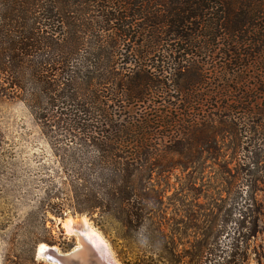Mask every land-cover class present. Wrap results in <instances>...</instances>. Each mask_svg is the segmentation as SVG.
Masks as SVG:
<instances>
[{
    "label": "trees",
    "instance_id": "obj_1",
    "mask_svg": "<svg viewBox=\"0 0 264 264\" xmlns=\"http://www.w3.org/2000/svg\"><path fill=\"white\" fill-rule=\"evenodd\" d=\"M0 80L51 147L33 181L44 220L137 231L162 211L150 184L164 161L188 168L216 120L264 116V0H0ZM248 200L243 241L223 245L224 223L201 264L249 263L264 212Z\"/></svg>",
    "mask_w": 264,
    "mask_h": 264
},
{
    "label": "rangeland",
    "instance_id": "obj_2",
    "mask_svg": "<svg viewBox=\"0 0 264 264\" xmlns=\"http://www.w3.org/2000/svg\"><path fill=\"white\" fill-rule=\"evenodd\" d=\"M2 87L0 80V264H49L37 257L38 247L45 244L62 253L77 247V236L69 234L64 223L68 219L78 223L82 217L102 234L115 264H123L124 257L137 264H201L224 223L228 233L221 236L223 245L231 242L236 231L243 241L250 221L248 199H255V207L264 212V150L260 156L257 149L264 146V129L259 132L256 127L264 128V116L251 112L228 118V125L214 118L219 135L209 141L212 152H203L208 146H196L202 153L188 168L179 166L181 159L163 162L165 170L161 175L154 173L150 184L162 211L153 214L142 229L127 231L111 220L102 226L96 217L69 210L62 217L48 213L44 220L39 212L43 194L33 181L40 166L54 160L51 147L29 108L5 96ZM248 150L255 152L258 161L249 173ZM260 229L250 243L248 264H258L257 259L264 262V216Z\"/></svg>",
    "mask_w": 264,
    "mask_h": 264
},
{
    "label": "water",
    "instance_id": "obj_3",
    "mask_svg": "<svg viewBox=\"0 0 264 264\" xmlns=\"http://www.w3.org/2000/svg\"><path fill=\"white\" fill-rule=\"evenodd\" d=\"M80 247L62 253L55 249L49 248L44 251L43 255L52 264H115L114 259L107 253L104 247H97L87 241L84 237L78 238ZM37 254V253H36ZM112 254V253H111ZM49 263V264H50Z\"/></svg>",
    "mask_w": 264,
    "mask_h": 264
},
{
    "label": "bare ground",
    "instance_id": "obj_4",
    "mask_svg": "<svg viewBox=\"0 0 264 264\" xmlns=\"http://www.w3.org/2000/svg\"><path fill=\"white\" fill-rule=\"evenodd\" d=\"M64 227L66 228L67 232L69 234H74L77 236V238L84 237L87 241L92 243L93 245L97 247H104L105 250H107L108 254L110 255V250L108 247V244L102 234L98 232L88 221L86 217H82L78 223L74 222L71 219H68L64 223ZM80 247V244L78 245ZM49 247L48 245L41 244L37 249V257L39 259L45 260L47 263L48 259L44 257L43 253L45 250H47ZM56 249V248H55ZM52 264V263H50Z\"/></svg>",
    "mask_w": 264,
    "mask_h": 264
}]
</instances>
